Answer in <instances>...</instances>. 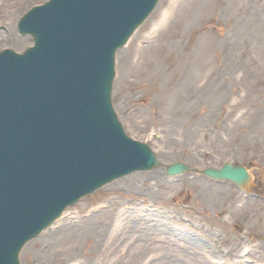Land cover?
<instances>
[{"label": "rangeland", "instance_id": "1", "mask_svg": "<svg viewBox=\"0 0 264 264\" xmlns=\"http://www.w3.org/2000/svg\"><path fill=\"white\" fill-rule=\"evenodd\" d=\"M47 1L0 0V51L32 47L17 25ZM115 71L116 115L163 167L82 199L20 264H264V0H160ZM227 163L248 191L200 174Z\"/></svg>", "mask_w": 264, "mask_h": 264}, {"label": "water", "instance_id": "2", "mask_svg": "<svg viewBox=\"0 0 264 264\" xmlns=\"http://www.w3.org/2000/svg\"><path fill=\"white\" fill-rule=\"evenodd\" d=\"M159 0H49L18 24L34 46L0 52V264L102 187L162 168L129 138L112 105L116 53ZM171 177L192 172L166 167ZM202 175L246 190L245 167ZM264 241V237L262 238Z\"/></svg>", "mask_w": 264, "mask_h": 264}, {"label": "bare ground", "instance_id": "3", "mask_svg": "<svg viewBox=\"0 0 264 264\" xmlns=\"http://www.w3.org/2000/svg\"><path fill=\"white\" fill-rule=\"evenodd\" d=\"M155 11V10H154ZM259 12H261V11H259ZM254 21L256 22V19L254 18V19H251V21H250V25L248 24V26L250 27V28H253V26H254ZM253 23V24H252ZM256 27L254 28V30H258V28H259V24L258 23H256V25H255ZM28 37V36H27ZM30 38L32 39V37L30 36Z\"/></svg>", "mask_w": 264, "mask_h": 264}]
</instances>
